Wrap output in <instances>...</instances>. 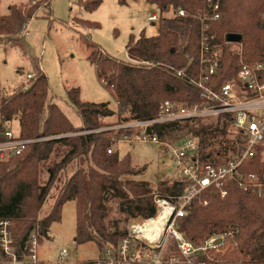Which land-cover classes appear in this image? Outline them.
Instances as JSON below:
<instances>
[{"label":"trees","instance_id":"1","mask_svg":"<svg viewBox=\"0 0 264 264\" xmlns=\"http://www.w3.org/2000/svg\"><path fill=\"white\" fill-rule=\"evenodd\" d=\"M50 1L33 0V4L27 6L9 4L7 13L0 15V35H5L9 47L28 54L21 37L23 26L43 5L49 9ZM145 1L155 5L160 13L173 11L175 16H159L157 34L147 36L142 29L137 37L131 35L126 45L128 61L112 57L98 44L81 38L88 49L87 60L119 108L120 122L154 117L165 99L188 104L200 100V90L190 78L199 74L201 35L210 49L206 54L217 57L216 82L223 83L239 69L238 55L231 50V44L225 42L228 34L241 35L245 62L258 60L264 53V0ZM101 2L75 0L86 12L96 10ZM118 3L125 4L126 0H118ZM214 3L218 4L219 17L202 22L204 16L212 15ZM178 10H183L184 15H177ZM72 20L91 29L99 27L98 22L77 16ZM203 24L208 27L204 29ZM28 58L34 71L28 82L9 94H4L0 88V129L16 119L22 137L44 138L54 133L95 130L105 118L115 114L106 102L82 101L79 89L71 87L66 92L67 99L82 119L81 126H74L53 101L47 76L34 57ZM180 69L184 74L176 76ZM145 132L168 142L191 134L199 138L203 155L213 161H224L242 149L241 137L230 127L226 116L154 124L147 126ZM130 133L139 131L120 129L116 135ZM108 134L92 131L43 140L29 144L19 155L0 160V220L11 222L13 248L18 258L27 254V241L32 232L38 235L40 242L48 237L51 224L61 219L62 207L69 200L75 202L74 243L94 242L100 249L116 244L127 233L107 229L108 208L104 199L117 200L122 214L137 219L154 215L155 196L172 201L173 196L183 192L185 185L178 181L152 184L135 179L141 169L131 167L128 154L120 159L117 152H107L113 144ZM250 159L243 171L259 172L262 169L259 157L255 155ZM67 167L74 170L58 187L49 210L40 217L52 185ZM41 168L48 174L45 181L40 179ZM204 200L206 205L202 204ZM177 227L196 244L212 232L231 230L234 246L224 255L227 262L264 264V197L241 190L233 183L228 184L224 197L206 191L194 199L187 214L178 220Z\"/></svg>","mask_w":264,"mask_h":264},{"label":"built area","instance_id":"2","mask_svg":"<svg viewBox=\"0 0 264 264\" xmlns=\"http://www.w3.org/2000/svg\"><path fill=\"white\" fill-rule=\"evenodd\" d=\"M217 10L218 4H212V15L209 18L204 16L201 21L216 20L219 17ZM176 14L183 16L184 11L178 10ZM147 20L154 23L159 21V17L151 14ZM29 23L30 21L23 26L22 36L29 34ZM203 26L204 29L208 27ZM225 42L231 46H239L236 51L231 48L239 57V69L235 75L223 83L214 80L217 57L206 54L210 49L201 35L199 74L196 78H190L200 90V100L188 104L165 99L159 104L154 117L131 119L116 124L111 129L139 131L137 134L124 135L119 141L165 146L174 161L177 176L175 181L185 186L180 195L173 196L172 201L155 196L154 215L133 219L125 236L114 245L103 246L97 260L83 264H212L209 258H205V254L222 249L228 239L233 238L234 233L231 230L212 232L199 244L186 238L178 229L177 222L187 214L191 202L206 191L224 197L230 183L258 197H264V53L258 60L245 62L242 58L241 41L228 42L225 38ZM3 45V35H0V47ZM183 74V69L176 71V76ZM218 116L229 119L230 127L240 135L242 141V149L221 162L204 156L199 138L191 134L168 142L161 140L156 134L145 132L147 126L154 124L197 121ZM36 140L38 138L22 137L20 132L14 133L9 127L0 129V160L21 154ZM107 152L111 153L113 149L109 148ZM255 155L259 157L262 169L259 172L243 171L245 163ZM202 204L206 205L207 201H202ZM38 245V235L32 232L27 241V254L18 258L13 248L11 222L0 220V264H37ZM67 254L66 249H61L59 258L62 259Z\"/></svg>","mask_w":264,"mask_h":264},{"label":"rangeland","instance_id":"3","mask_svg":"<svg viewBox=\"0 0 264 264\" xmlns=\"http://www.w3.org/2000/svg\"><path fill=\"white\" fill-rule=\"evenodd\" d=\"M10 1L0 0V15L7 13ZM22 1L28 2L29 0ZM67 1L55 0V6L54 3H51L54 19L50 17L51 12L48 6L43 5L31 18L32 20H29V34L27 36L21 35L28 52L27 55L19 48L9 47L5 41V35H3L4 45L0 47V88L2 92L9 94L18 86L28 82L30 78L27 75H34L28 56L34 57L35 62L47 76L53 101L74 126H81L82 119L67 99L66 92L71 87L79 89V96L82 101L106 102L114 110L115 114L105 118L103 124L95 132H109L108 135L113 142L110 148L113 149V152H117L120 159L123 158V155L128 154L131 159V167L141 169L140 173L134 177L135 179L146 180L152 184L158 181H167L168 183L175 181L177 176L174 161L165 146L138 142L129 144L125 141H119V139L122 140V136L116 134L120 129L118 131L111 130L116 124L122 123L118 119L119 108L111 92L97 78L94 66L86 58L88 49L81 43V38H86L98 44L110 56L128 61L126 45L131 35L137 37L142 29L147 36L158 32V24L152 25L147 21V18L152 13L167 18L175 16V13L173 11L160 13L155 5L149 4L145 0H126L125 4H119L118 0H104V3L101 2L102 5L92 12L93 18H88L99 23L98 28L91 29L79 21L72 20L73 17L69 18V15L72 16L71 13L76 11V7ZM30 4L33 2L26 3L25 6ZM70 7L73 9L71 10ZM94 17L97 18L94 19ZM142 25L143 27H141ZM238 47L236 45L231 46L235 51L239 50ZM8 127L14 133L19 132L16 119H12ZM78 132L80 131L75 130L69 133L46 135L44 138L36 137L38 140L33 143L65 135L85 134V132ZM73 170V167H67L61 172V178L52 185L40 210V217L49 210L58 187L67 180ZM47 177V172L41 168V181H45ZM103 203L108 208V215L105 218L107 229L127 231L133 219L119 211L118 201L107 198L104 199ZM74 234L75 202L69 200L62 207L61 219L51 224L48 237H45L41 242L38 238V260L46 264H81L97 260L101 248L99 249L94 242L76 245L73 241ZM233 246V239H228L222 249L205 254V258H209L212 264H250L248 262H227L224 255ZM61 249H66L68 252L67 256L62 259L59 258Z\"/></svg>","mask_w":264,"mask_h":264},{"label":"crops","instance_id":"4","mask_svg":"<svg viewBox=\"0 0 264 264\" xmlns=\"http://www.w3.org/2000/svg\"><path fill=\"white\" fill-rule=\"evenodd\" d=\"M32 0H29L28 2H24V1H22V0H11L10 1V4L11 3H17V4H24V5H26V3H29V2H31ZM133 1H135V0H133ZM55 2V0H51L50 1V4H49V10H50V12H51V15H50V17L51 18H53L54 19V16H53V9L51 8V3H54ZM69 4H71V5H74L75 7H76V11L75 12H73V13H71L72 14V16L71 15H69V18L71 19L72 17H74V16H77V17H81V18H84V17H86V18H84V19H87V20H89L88 18H93L91 15L93 14L92 12H86V11H83L80 7H78L74 2H75V0H68L67 1ZM104 3V0H102V4ZM102 4H100V6L102 5ZM54 6H55V3H54ZM55 8V7H54ZM70 9L72 10L73 9V7H70ZM83 13H85V14H83ZM76 14V15H75ZM152 14H155V13H152ZM157 15V14H156ZM158 16V15H157ZM159 17V16H158ZM97 17H94V19H96ZM148 19V18H147ZM32 20V19H31ZM30 20V21H31ZM148 21V20H147ZM145 22H146V20L144 21V23H143V25L145 24ZM152 25H154L155 23H157L158 24V22H150ZM143 25L141 26V27H143ZM140 27V28H141ZM139 28V29H140ZM144 30V29H143ZM157 34V33H156ZM151 36V35H150ZM41 68V67H40ZM42 70V69H41ZM43 71V70H42ZM44 72V71H43Z\"/></svg>","mask_w":264,"mask_h":264},{"label":"water","instance_id":"5","mask_svg":"<svg viewBox=\"0 0 264 264\" xmlns=\"http://www.w3.org/2000/svg\"><path fill=\"white\" fill-rule=\"evenodd\" d=\"M226 41L238 43L241 41V35L236 33H230L226 36Z\"/></svg>","mask_w":264,"mask_h":264},{"label":"bare ground","instance_id":"6","mask_svg":"<svg viewBox=\"0 0 264 264\" xmlns=\"http://www.w3.org/2000/svg\"><path fill=\"white\" fill-rule=\"evenodd\" d=\"M154 220H156V218H155V219H153V221H154ZM153 221H152V222H153Z\"/></svg>","mask_w":264,"mask_h":264}]
</instances>
